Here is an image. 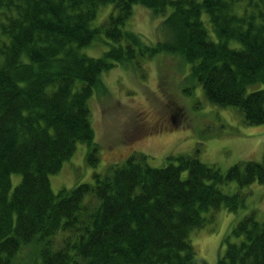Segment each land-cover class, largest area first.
I'll return each instance as SVG.
<instances>
[{"label":"trees","instance_id":"1","mask_svg":"<svg viewBox=\"0 0 264 264\" xmlns=\"http://www.w3.org/2000/svg\"><path fill=\"white\" fill-rule=\"evenodd\" d=\"M106 3L113 9L93 25ZM135 3L166 14L163 38L148 43L125 28ZM102 35L101 55L82 51ZM164 51L191 64L209 103L264 122V0H0V264H207L192 231L222 205H245L241 190L221 184L264 181V156L224 172L199 147L162 166L138 153L93 182L51 186L79 141L89 164L100 160L89 100L107 92L103 73L117 63L145 72L144 59ZM13 173L21 180L12 189ZM223 243L218 264H264V219L244 214Z\"/></svg>","mask_w":264,"mask_h":264},{"label":"rangeland","instance_id":"2","mask_svg":"<svg viewBox=\"0 0 264 264\" xmlns=\"http://www.w3.org/2000/svg\"><path fill=\"white\" fill-rule=\"evenodd\" d=\"M112 9V3L102 5L92 24H100ZM165 15L135 3L125 28L140 33L148 43H155L163 38L159 26ZM204 19L212 31L207 16ZM106 39L102 35L82 51L101 55L109 47ZM143 66L145 72L117 63L103 73L107 92L101 90L97 94L95 90L89 100L100 160L96 165L89 164L88 144L79 141L62 167L50 174L54 192L82 181L93 182L95 172H105L109 165L123 162L131 154L145 153L149 164L162 166L167 163V155L195 154L199 147L197 155L224 172L242 159L262 160L264 122H246L238 108L209 103L201 84H196L189 75L191 64L179 53L160 52L145 58ZM187 87L195 89L188 93ZM11 178L13 189L21 174L13 173ZM221 188L230 193L241 190L245 205L237 210L222 205L212 210V221L192 231L197 255L205 258L207 264H218L219 255L226 247L224 234L244 214L255 211L258 218L264 219V181H254L244 187L229 181L221 184ZM210 212L206 215H211Z\"/></svg>","mask_w":264,"mask_h":264}]
</instances>
